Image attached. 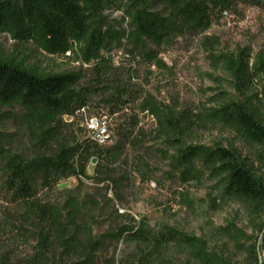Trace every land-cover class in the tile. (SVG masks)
Returning a JSON list of instances; mask_svg holds the SVG:
<instances>
[{
	"label": "trees",
	"instance_id": "obj_1",
	"mask_svg": "<svg viewBox=\"0 0 264 264\" xmlns=\"http://www.w3.org/2000/svg\"><path fill=\"white\" fill-rule=\"evenodd\" d=\"M239 1L264 4L0 0V35L24 49L31 46L57 57L77 54L82 63L78 69L47 72L0 48V108L17 105L24 111L27 137L38 149L31 158L11 155L6 146L12 136L0 133V264H264L258 252L264 253V49L210 54L234 93L218 92L216 106L202 112L159 101L135 83L140 79L136 63L159 66L165 49L179 39H198L211 28L214 15L231 12ZM113 13L120 19H112ZM208 42L214 51L216 40ZM125 47L139 54L122 58L129 68L122 62L117 66L113 55ZM79 113L106 118L113 144L98 146L89 131L81 139L84 130L62 119ZM145 117L155 123L151 131L142 126ZM207 124L236 132L248 153L194 143ZM149 142L173 152L170 165L183 170L184 180L208 171L227 194L251 203L259 246L249 244L251 237L235 224L219 232L245 254L243 261L227 254L225 246L212 249L204 237L168 225L152 227L120 213L125 191L149 168L143 154L131 158V152ZM69 179H76L77 187L63 203L55 202L50 195ZM120 245L132 246L131 254L118 259Z\"/></svg>",
	"mask_w": 264,
	"mask_h": 264
},
{
	"label": "rangeland",
	"instance_id": "obj_2",
	"mask_svg": "<svg viewBox=\"0 0 264 264\" xmlns=\"http://www.w3.org/2000/svg\"><path fill=\"white\" fill-rule=\"evenodd\" d=\"M120 17L119 13L112 14V19L119 20ZM210 39L217 42L214 51L208 46ZM0 48L6 54H17L20 59H25L27 65L47 72L70 71L78 69L82 64L77 54L57 57L31 46L24 49L6 35H0ZM237 48H249L254 54L264 49V4L257 6L239 1L231 12L214 15L211 28L201 37L195 40L189 37L179 39L165 49L159 55V66L146 65L140 61L136 63L134 67L140 79L135 83L145 87L159 101L167 104L175 101L182 110L202 112L216 106L214 99L218 92L225 89L234 93L225 84L223 72L212 65L210 54L232 52ZM113 55L117 66L122 62L127 68L131 65L123 62L124 58L139 57L138 52L130 47L115 51ZM150 71L153 75L148 78L147 73ZM62 119L65 123H73L74 129L84 130L81 139L89 136L85 117L81 113L71 118L64 116ZM115 122V118L110 119L111 127H114ZM142 126L146 131H151L155 123L153 119L145 117ZM28 128L27 123H24V111L19 106L0 108V133L12 136L9 138L11 142L6 146L11 155L31 158L38 151L27 137ZM194 141L204 146L218 143L226 148H238L244 154L249 151L236 132L220 125L207 124L201 127ZM113 142L114 138L109 144L112 145ZM137 154H143L149 168L143 177L136 175L131 187L125 191L120 213H128L136 221L143 220L152 227L168 225L204 237L212 249L220 250L225 246L226 253L239 261L245 259V254L236 251L231 242L221 237L220 229L230 223L235 224L245 235L251 237L249 244L258 242L259 246L261 237L251 203L227 194L219 186L218 178L211 176L208 171H202L201 178L184 180L181 176L183 170H176L170 165L171 159L168 158L173 152L160 144L149 142L139 152L132 151L131 158ZM92 167L88 168L89 175L92 174ZM77 185L76 179H69L57 187L50 197L55 202L63 203L67 192ZM131 247L120 245L117 258L130 255ZM258 252L259 258L264 260L262 250L259 249Z\"/></svg>",
	"mask_w": 264,
	"mask_h": 264
},
{
	"label": "built area",
	"instance_id": "obj_3",
	"mask_svg": "<svg viewBox=\"0 0 264 264\" xmlns=\"http://www.w3.org/2000/svg\"><path fill=\"white\" fill-rule=\"evenodd\" d=\"M83 116L85 117V123L90 132V136H98L100 139H111L106 118H99L98 121H90V117H86L85 114Z\"/></svg>",
	"mask_w": 264,
	"mask_h": 264
},
{
	"label": "bare ground",
	"instance_id": "obj_4",
	"mask_svg": "<svg viewBox=\"0 0 264 264\" xmlns=\"http://www.w3.org/2000/svg\"><path fill=\"white\" fill-rule=\"evenodd\" d=\"M90 121H98V119L91 118ZM92 139L100 147H104L109 143V139H100L98 136H92Z\"/></svg>",
	"mask_w": 264,
	"mask_h": 264
}]
</instances>
